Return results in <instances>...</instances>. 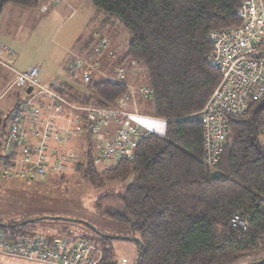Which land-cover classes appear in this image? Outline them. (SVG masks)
I'll return each mask as SVG.
<instances>
[{"label":"trees","instance_id":"trees-1","mask_svg":"<svg viewBox=\"0 0 264 264\" xmlns=\"http://www.w3.org/2000/svg\"><path fill=\"white\" fill-rule=\"evenodd\" d=\"M88 1L103 15L102 27L112 26L110 19L116 18L127 31L124 59L143 69L151 117L165 122L163 136L144 135L132 160H121L107 170L98 171L89 142L82 159L73 164L82 179L97 189L129 181L123 194L109 189L96 207L105 205L103 213L136 234L141 244L139 264L263 260L264 98L251 102L244 116L228 120L224 147L214 166L205 162L203 128L193 117L220 80L219 72L207 62L212 50L209 35L239 25L236 15L243 0ZM47 2L0 0V18L7 5L35 10ZM117 67L123 63L115 66V75ZM68 70L76 72L71 66ZM81 87V93L65 88L59 93L77 107L103 109L115 108L129 95L125 82L90 80ZM0 116L4 117L1 140L7 115ZM13 166L5 167L18 169ZM109 198L116 201L113 209L106 204ZM237 220L243 224H235ZM25 221L0 231L32 236ZM95 229L101 236L91 230L92 237L83 235L68 243L89 240L101 256L97 264H118L108 246L111 238ZM138 247L136 243V255Z\"/></svg>","mask_w":264,"mask_h":264},{"label":"built area","instance_id":"built-area-1","mask_svg":"<svg viewBox=\"0 0 264 264\" xmlns=\"http://www.w3.org/2000/svg\"><path fill=\"white\" fill-rule=\"evenodd\" d=\"M236 16L238 26L212 31L209 35L212 50L207 62L219 72L220 80L204 107L193 114L203 128L205 162L209 166L216 164L224 147L228 120L244 116L251 102L264 98V0H243ZM108 44V40H101L97 51L105 50ZM13 60L12 52L0 42V74L3 69H12ZM83 67L89 68V64L82 59L75 60L71 65L73 71ZM86 71L82 77L85 84L90 81L89 72ZM14 74L12 86L18 89L38 85V69L35 67ZM124 80V68L117 67L116 81L124 83ZM138 92L147 95L148 89L141 88ZM52 97L58 109L63 108L64 101L60 102L54 95ZM125 101L126 98L119 100L117 106H123ZM69 109L78 112L74 114L77 116L76 122L81 123L90 134L96 133L107 120L115 123L116 128L109 140L96 146L94 161L97 164L133 159L135 146L145 134L136 127L127 126L124 120L126 115L119 109ZM1 114L7 115L5 132L0 140L3 150L0 162L5 175L13 173L5 167L6 163H11L13 156H19L22 167L15 175L29 179L46 173L48 153L53 171L62 169L67 161H73L72 156L59 153L57 149L48 150L46 143L50 138L60 143L68 135L53 131L50 127L44 130L38 128L40 111L32 100H17L7 112L0 108ZM0 120L4 122V117L0 116ZM26 120L31 122V134L38 144L27 143L23 132ZM262 133L264 138V127ZM235 224L242 225L243 222L237 220ZM0 254L41 264H97L101 257L89 240L69 244L62 239L17 237L2 231Z\"/></svg>","mask_w":264,"mask_h":264},{"label":"rangeland","instance_id":"rangeland-1","mask_svg":"<svg viewBox=\"0 0 264 264\" xmlns=\"http://www.w3.org/2000/svg\"><path fill=\"white\" fill-rule=\"evenodd\" d=\"M69 4L71 8L68 7ZM56 6L60 8L56 10ZM72 9L75 12L69 16L72 13ZM97 12L96 8L88 0H62V2L60 0L58 2L57 0H52L49 4L43 5L42 10L33 13L37 14L34 16L21 14L14 16L13 12L9 10L6 11L4 19L5 33L7 35L6 37L4 36L3 40L0 38V41L12 52L15 68L26 70L30 67H37L41 70L39 78H44L49 82L58 75L63 77L60 66L61 61L66 58L63 66H68L67 63L70 61L68 58L70 57H67V52L75 49L76 41L79 40V37H82L83 31L102 27L101 15H97L95 20L91 21ZM98 14L100 13L98 12ZM110 24L112 26L102 27L106 35L104 39L107 37L109 41L107 48L110 45L112 46L110 44L111 38L125 49L130 39L127 31L116 18L110 19ZM107 35H111L109 36L110 38ZM105 50L98 51V54L105 52ZM11 68H13L12 64ZM14 76L15 74L11 73V79L3 83L0 88V100L3 98V104L10 103V101L15 103L20 99L32 100L33 94L36 92L37 86H28L25 89H18L12 86ZM142 78L144 80V76ZM134 80L136 81V78ZM135 81L132 83L135 87L144 88L145 80L144 82L138 80V83ZM28 88H31L30 93H26ZM129 97L131 99L134 97V103L140 106V110L137 113H140L141 116L135 119L132 118L134 115H128L124 118L127 126L134 125L145 135L156 134L163 136L165 133V122L149 116L151 111L149 99L143 97V94L140 93H134L133 96L129 94ZM63 108L67 111L69 110V106H64ZM2 124V121H0V131ZM115 127L116 125L114 126L113 124V129ZM92 151V155L95 156L96 150L93 149ZM2 154L3 150L0 149V155ZM115 164L116 162L101 163L97 164L96 167L98 171H103L114 167ZM61 173L56 174L48 170L41 177L38 175L32 179L25 177L20 181L19 178L22 177H16L13 173L5 175L3 165L0 162L1 228L12 225V223H18L25 218L26 220L42 218L27 225V231L32 233L34 238L51 240L55 237H60L66 242H75L83 235L92 237L94 233L85 225L69 221L89 223L103 231L107 236L120 237L119 239H111L108 244L118 264H134L137 256L136 243L123 238H136V234L128 227L116 224L107 214L103 213L104 208H106L105 205L102 206V209L96 207L98 199L109 193V189H115L119 194H123L129 181L113 183L106 188L97 189L82 179L74 171L73 165H70ZM106 204L113 209L116 206V201L109 198L106 200ZM53 218L61 220L58 221ZM67 220L69 221L67 222ZM56 224L62 227H54ZM63 227H66V229ZM24 237L28 238L30 236L26 234ZM0 264L41 263L0 254Z\"/></svg>","mask_w":264,"mask_h":264},{"label":"crops","instance_id":"crops-1","mask_svg":"<svg viewBox=\"0 0 264 264\" xmlns=\"http://www.w3.org/2000/svg\"><path fill=\"white\" fill-rule=\"evenodd\" d=\"M51 1L52 0H48V2L45 5L49 4ZM60 2H62V0H60ZM42 7H40L39 9L31 10V9H25V8H18V6H13V5L5 6L2 10L1 18H0V38L3 40L4 36L6 37L7 35L5 33V26H4V19H5L6 11L11 10L14 16H19L20 14L26 15V16L27 15L34 16L37 14H33V13H37L38 10H42ZM68 7L71 8L70 4L68 5ZM59 8H60L59 6L55 7L56 10ZM24 10L25 12H23ZM74 12L75 11L72 9V13L69 14V16L73 15ZM97 15L100 16L101 14H98L97 12V14L91 19L92 22L95 20ZM101 17L102 19L104 18L103 15H101ZM105 36H106L105 31L101 27L96 28L94 30L83 31L82 37H79V40L76 41L77 44L75 46V49L67 52L68 54L67 57L68 56L70 57L68 58V60L70 59V61L67 63L68 66L67 67L66 65L65 67L63 66L66 58L65 59L63 58L64 60L62 59L63 61H61L60 66L62 68L61 70L63 73V77H60L58 75L54 80L51 79L48 82L44 78H39L41 70L35 67L38 69V78H37L38 85L36 87V92L33 94L32 101L34 105L37 106V108L40 111V117L37 122V126L38 128L42 130L46 129L47 127H50L53 131L60 132L61 134L67 133L68 136L66 138H63L60 143H58L53 138H50L47 141L46 145L48 147V150L57 149L59 153L72 156L73 158V161L72 160L67 161L62 169L58 171L56 170L53 171L51 167L52 166L51 161L48 158V155H49L48 153L47 154V164H46L47 171L50 170L56 174L63 172V170L67 169L70 165H73L75 162L82 159L81 158L82 154L84 153V150L86 151V147L89 144V142H90V146L92 150L93 149L96 150V146L99 143H104L109 140V138L112 136L116 128L115 127L113 129V124L115 126V123L112 120H107L106 123L96 133L88 134L86 129L83 128V125L81 123L76 122L77 116H75L74 114H78L77 111L73 110V112H71L70 109L68 111L65 110L64 108L58 109V104H56V102L53 100L52 95L59 98L60 102L64 101L63 102L64 105H62L63 107L69 106L71 108H77L76 105L68 103L67 100L63 98L64 96H62L59 93L60 88H65L68 92H77V93L83 92L84 87H81V85L85 83L82 81V77L86 70L89 72L90 80L98 81L101 79L102 80L105 79V80H111V81L117 82L116 75H115V66L119 65L120 63H123L124 68L126 67L124 82L129 89V94L132 96L134 95V93L139 94L138 90L141 87H135L132 83L133 81H135L134 78H136V81H137V82L135 81L136 83H138V80H140V82L142 81L144 82L145 77H144V80L142 78L143 76H145L143 73V69H141V67L136 65L134 62L127 61L124 59L126 55L127 47L124 49V47H122L119 43H117V41H113L109 37L111 35H107V36L110 38V42H111L110 44H112V46L110 45L109 48H107L108 50L106 49L105 52L98 54V51L96 48L99 46L100 44L99 42H101L100 39H102V37H105ZM77 59H82L83 61L89 63L90 64L89 68L83 67V69L77 70L76 72H73V73L69 72L68 70L69 66H71L72 63ZM12 67H13L12 69L2 70L1 72L2 78L0 79V88L1 86H3V83H6L11 79L10 77L11 73L26 71L27 69H29L27 68L26 70H22V69L15 68L14 60L12 62ZM144 88H147L146 84L144 85ZM132 91H136V92L132 93ZM145 96L146 95H143V97ZM2 101H3V98L2 100H0L1 110L3 112L9 111L12 108L14 102L10 101V103L7 102L3 104ZM115 108L119 109V111L124 113L126 115L125 118L128 115H134V117L132 118H135V119L141 116L140 113H137V111L140 110V106H137L136 103H134V97H132L131 99L129 95L127 96L126 101L123 106H116ZM149 116H151V111H150ZM31 126H32L31 122L29 120H26L23 125V132L26 137L27 143L29 145H35L36 143L38 144V140H36L32 136ZM129 127H135V126L132 125ZM10 161H11L10 164H14L13 167L21 168L19 156L11 157ZM17 170L18 169L13 170L14 175L17 172ZM19 180L21 181L23 180V178H19ZM54 227L60 228L62 226L56 224V226ZM63 228L66 229V227H63ZM55 239L64 240L63 238H59V237H55L51 240H55Z\"/></svg>","mask_w":264,"mask_h":264},{"label":"water","instance_id":"water-1","mask_svg":"<svg viewBox=\"0 0 264 264\" xmlns=\"http://www.w3.org/2000/svg\"><path fill=\"white\" fill-rule=\"evenodd\" d=\"M30 92H31V88H28V89L26 90V93H30ZM41 219H42V218L30 219V220L25 221L24 223H32V222L39 221V220H41ZM53 219L58 220V218H53ZM67 221H69V220H67ZM72 222H77V223L82 224V225H88V224H86V223H84V222H80V221H72ZM0 227H1V225H0ZM89 227L91 228V230H92L95 234L101 236V234L98 233V232L96 231L95 228H93V227H91V226H89ZM106 237H107V236H106ZM108 238H111V239H119L120 237H111V236H108ZM123 239L131 240V241H133V242H135V243H137V244L139 245V247H138V251H137V256H136V261H135V264H139L140 256H141V244H140L139 239H137V238H123ZM250 264H264V259L261 260V261H258V262L250 263Z\"/></svg>","mask_w":264,"mask_h":264}]
</instances>
